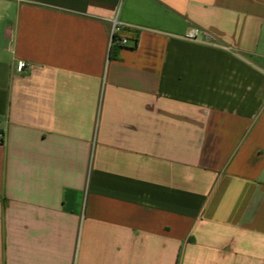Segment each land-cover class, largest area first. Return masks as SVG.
Listing matches in <instances>:
<instances>
[{"label": "crops", "instance_id": "crops-1", "mask_svg": "<svg viewBox=\"0 0 264 264\" xmlns=\"http://www.w3.org/2000/svg\"><path fill=\"white\" fill-rule=\"evenodd\" d=\"M0 134V264H264V0H0Z\"/></svg>", "mask_w": 264, "mask_h": 264}, {"label": "built area", "instance_id": "built-area-1", "mask_svg": "<svg viewBox=\"0 0 264 264\" xmlns=\"http://www.w3.org/2000/svg\"><path fill=\"white\" fill-rule=\"evenodd\" d=\"M122 24L120 22V20L118 18H116L115 20H113V26H112V33H111V38L110 41L113 44L115 42V38L116 35L119 33V31L122 29ZM201 33V30H199V28H193L189 33H188V37L189 38H193V39H197L198 35ZM119 43L121 44H125L127 42V38H118L117 39ZM27 66L26 61H21L20 62V67H25ZM3 138V134H0V141Z\"/></svg>", "mask_w": 264, "mask_h": 264}, {"label": "trees", "instance_id": "trees-1", "mask_svg": "<svg viewBox=\"0 0 264 264\" xmlns=\"http://www.w3.org/2000/svg\"><path fill=\"white\" fill-rule=\"evenodd\" d=\"M127 30L128 29H125V28H122L119 33L116 35V38H115V42L112 44V48H115L116 50H118L119 48H121V44L118 42V38H125L126 35H127ZM138 36V34H137ZM2 140V139H1Z\"/></svg>", "mask_w": 264, "mask_h": 264}]
</instances>
